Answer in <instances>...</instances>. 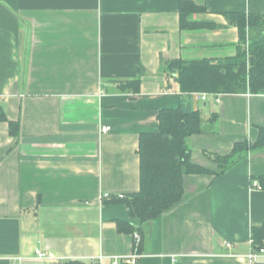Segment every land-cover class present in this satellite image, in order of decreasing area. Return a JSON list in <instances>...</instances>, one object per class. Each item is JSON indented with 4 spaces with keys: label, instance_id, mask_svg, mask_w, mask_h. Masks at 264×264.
Instances as JSON below:
<instances>
[{
    "label": "crops",
    "instance_id": "obj_1",
    "mask_svg": "<svg viewBox=\"0 0 264 264\" xmlns=\"http://www.w3.org/2000/svg\"><path fill=\"white\" fill-rule=\"evenodd\" d=\"M180 1L222 28L181 31ZM231 12L264 15V0H0V264H248L264 150L220 174L214 155L256 142L264 94L191 96L202 132L187 140L190 159L208 172L186 175L181 200L143 224L117 198L139 189L140 135L179 106L167 63L234 55ZM136 79L137 92L123 88Z\"/></svg>",
    "mask_w": 264,
    "mask_h": 264
},
{
    "label": "trees",
    "instance_id": "obj_2",
    "mask_svg": "<svg viewBox=\"0 0 264 264\" xmlns=\"http://www.w3.org/2000/svg\"><path fill=\"white\" fill-rule=\"evenodd\" d=\"M204 11L203 7L191 1H180V30L222 28L211 21L192 20L194 14ZM225 18L229 25L236 27L238 33V43L232 45L234 55L221 58H179L167 63L165 71L175 79L182 95L179 106L177 109L159 112L157 132L140 135L137 151L139 189L120 200L128 206L130 215L141 224L159 217L181 200L186 175L208 172L194 165L190 159L187 140L202 132L200 114L192 108V94H264V15L231 12L226 13ZM139 82L138 79L129 81L123 88L137 92ZM0 120H4L1 114ZM9 129L10 135H16L17 122H9ZM257 150H264V128L258 130L255 143H237L229 154L214 155L218 166L216 174L224 172L249 152ZM258 181L264 188V177H258ZM119 230L130 232L132 227L120 224ZM252 238L255 245L264 246V225L252 228Z\"/></svg>",
    "mask_w": 264,
    "mask_h": 264
},
{
    "label": "built area",
    "instance_id": "obj_3",
    "mask_svg": "<svg viewBox=\"0 0 264 264\" xmlns=\"http://www.w3.org/2000/svg\"><path fill=\"white\" fill-rule=\"evenodd\" d=\"M192 96L202 102L207 101L208 98L212 97L215 99L216 102L219 101V94L217 95H211V94H207V93H193ZM110 127H102L101 131L102 132H106L109 131ZM104 199H110V195L108 194H104L102 196ZM124 196L123 195H117L118 199H122ZM134 238L136 239V241H139V238L137 235H134ZM224 246L227 249H230L232 247V245L230 243H224ZM35 258L38 260H48L49 257L42 251H40L39 249L35 250ZM137 255H131L125 258H114L111 259L109 264H120V263H126V264H137ZM104 258L102 256L98 257L96 259V264H103V260ZM260 259H264V246H260V247H255L253 246V242L251 245V249L249 251V253L246 255V261L248 264H257V262ZM19 261H21L22 259L19 258ZM10 264H15L14 262L10 263Z\"/></svg>",
    "mask_w": 264,
    "mask_h": 264
},
{
    "label": "bare ground",
    "instance_id": "obj_4",
    "mask_svg": "<svg viewBox=\"0 0 264 264\" xmlns=\"http://www.w3.org/2000/svg\"><path fill=\"white\" fill-rule=\"evenodd\" d=\"M125 258V257H124Z\"/></svg>",
    "mask_w": 264,
    "mask_h": 264
},
{
    "label": "rangeland",
    "instance_id": "obj_5",
    "mask_svg": "<svg viewBox=\"0 0 264 264\" xmlns=\"http://www.w3.org/2000/svg\"><path fill=\"white\" fill-rule=\"evenodd\" d=\"M201 105V104H200Z\"/></svg>",
    "mask_w": 264,
    "mask_h": 264
}]
</instances>
